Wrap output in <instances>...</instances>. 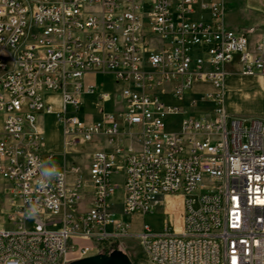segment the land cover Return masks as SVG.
Segmentation results:
<instances>
[{"label":"built area","instance_id":"2783aa9c","mask_svg":"<svg viewBox=\"0 0 264 264\" xmlns=\"http://www.w3.org/2000/svg\"><path fill=\"white\" fill-rule=\"evenodd\" d=\"M225 10V0H0V264H68L131 239L149 264H264V119L228 114L222 95L235 55L241 75L264 78V37L249 50ZM88 75L110 76L117 97ZM198 83L213 91L195 96ZM45 93L60 95L64 149L106 144L85 174L41 175L54 164L37 123L51 111ZM88 97L89 121L78 114ZM118 189L123 216L175 217L178 199L180 228L132 232L112 209Z\"/></svg>","mask_w":264,"mask_h":264},{"label":"crops","instance_id":"0c3cea01","mask_svg":"<svg viewBox=\"0 0 264 264\" xmlns=\"http://www.w3.org/2000/svg\"><path fill=\"white\" fill-rule=\"evenodd\" d=\"M226 10L223 17V25L226 29L243 33L248 40V49L252 50L258 43L261 37H264V0H225ZM225 80L222 90L223 104L225 111L233 116H240L249 106L252 105L253 101L259 96L261 91H264V78L259 76H243L240 74V61L239 56L235 55L233 59L224 66ZM86 81H91L98 85L104 84L99 81L98 76H87ZM112 91L109 93L117 97L118 88L113 84ZM197 87H204L203 90H197ZM213 91L212 87L207 83H198L192 87V93L198 96L201 93ZM264 96V95H262ZM44 100L50 105V100L57 98V104L50 105L51 111L38 116L37 123L42 129V123H45L54 133H58L57 143L50 138L46 139L47 146L46 150L51 151L53 157L55 154L61 156V161L58 164L59 169L67 170L71 165H77L82 171V166L85 168L84 174L88 168V164L92 153L95 150H105L106 144H97L91 151L80 156L81 160L79 163L78 158L74 156L77 152L76 148L64 149L61 138V127L56 121L55 113L61 109L60 95L57 93H45ZM92 102V101H91ZM258 114H251L248 118H257ZM259 118V117H258ZM50 130L47 131L50 132ZM69 150L72 153H69ZM71 154L73 156H71ZM54 164H56L54 162ZM91 202V201H90ZM90 203L83 210L88 209Z\"/></svg>","mask_w":264,"mask_h":264},{"label":"rangeland","instance_id":"374dc122","mask_svg":"<svg viewBox=\"0 0 264 264\" xmlns=\"http://www.w3.org/2000/svg\"><path fill=\"white\" fill-rule=\"evenodd\" d=\"M99 81H102L104 84V87L102 88L104 92H110L112 91V78L110 76H98ZM197 90H203L204 91V87H197ZM264 91H261V93H259V96H257V98L253 101L252 105L247 107V108H243L246 109L240 116L241 118H248L251 117V114L255 115L258 114L257 118H262L264 119ZM200 97V96H199ZM94 100L93 97H88L85 99L86 104L81 107L78 111V114H82L83 117L89 121V117L90 115H94L96 112V109H94L93 106L90 105L91 101ZM58 99L54 98L52 100H50V105L53 106L54 103L57 104ZM104 109L107 111H111L112 110V105L111 103H106L103 105ZM199 108H197L198 111ZM42 131L44 134L45 138H50L51 140H54L57 143V140L59 138L58 133H54L52 130L49 129V127L47 125H45V123H42ZM50 130V132L47 131ZM103 139H94L91 142H87L84 143L82 146H78L76 147L77 152L74 154V156H76L78 158V162L80 163L81 160L85 161V159H81L80 156L88 153L89 151H91L93 149V147L97 144L103 145ZM45 147L47 146L46 144V139H45V143H44ZM69 153H72V151L69 150ZM71 156H73L71 154ZM61 156L59 154H55L53 157V162L55 163H59L61 161ZM82 173L84 174L85 168L82 166ZM112 181L113 182H121V178L120 177H115L112 176ZM81 191V199L78 203V208L80 210H83V208L87 207L91 201V194H90V183L87 182L86 186H82L80 188ZM121 197H122V193L121 190L118 189L115 191L113 198H112V202H113V206L112 209L113 211L116 213V217L118 219L123 220L125 223H127L130 226V230L132 232L137 231L141 225L143 224H147L148 226H150V228L155 231V232H160L163 228V226L169 222L171 224L174 225V219H175V224L178 223L179 221V211L177 209V201H175L176 205H175V210H173L175 212V217H173L172 214H163L162 213V208H157L156 212L154 214H148L145 217H138L136 215H129V216H123L121 215V211H120V202H121ZM171 208L168 209V211L171 212ZM118 250H121L123 253H125L129 259L131 260L132 264H149L147 256L145 254V252L143 251L142 247L139 245V243L137 242V240L135 239H131L128 240L126 242H124L122 245H120L118 248H116ZM69 258L71 260H69V262L74 261L72 259V256L69 255ZM68 262V263H69Z\"/></svg>","mask_w":264,"mask_h":264},{"label":"water","instance_id":"95a60500","mask_svg":"<svg viewBox=\"0 0 264 264\" xmlns=\"http://www.w3.org/2000/svg\"><path fill=\"white\" fill-rule=\"evenodd\" d=\"M68 264H132V262L125 253L115 249L109 254H97L71 261Z\"/></svg>","mask_w":264,"mask_h":264},{"label":"clouds","instance_id":"9594fccd","mask_svg":"<svg viewBox=\"0 0 264 264\" xmlns=\"http://www.w3.org/2000/svg\"><path fill=\"white\" fill-rule=\"evenodd\" d=\"M41 175L43 177L52 179V178H58L61 173L58 164H53L45 167L41 170ZM40 211V202L38 200H30L28 201V207L26 208V215L28 217H35L38 215Z\"/></svg>","mask_w":264,"mask_h":264},{"label":"bare ground","instance_id":"6f19581e","mask_svg":"<svg viewBox=\"0 0 264 264\" xmlns=\"http://www.w3.org/2000/svg\"><path fill=\"white\" fill-rule=\"evenodd\" d=\"M25 190H34V183H25ZM177 201V209L180 211V204L179 200L176 199ZM176 229L178 230L180 228V218L177 224H175ZM118 248V246H101V253H110L111 251L115 250Z\"/></svg>","mask_w":264,"mask_h":264}]
</instances>
